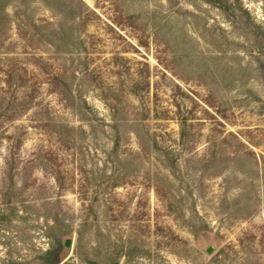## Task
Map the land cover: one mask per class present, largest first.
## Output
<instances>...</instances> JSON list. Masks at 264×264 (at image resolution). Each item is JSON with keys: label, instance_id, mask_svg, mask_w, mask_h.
Wrapping results in <instances>:
<instances>
[{"label": "rangeland", "instance_id": "374dc122", "mask_svg": "<svg viewBox=\"0 0 264 264\" xmlns=\"http://www.w3.org/2000/svg\"><path fill=\"white\" fill-rule=\"evenodd\" d=\"M59 245L264 264V0H0V264Z\"/></svg>", "mask_w": 264, "mask_h": 264}, {"label": "trees", "instance_id": "16d2710c", "mask_svg": "<svg viewBox=\"0 0 264 264\" xmlns=\"http://www.w3.org/2000/svg\"><path fill=\"white\" fill-rule=\"evenodd\" d=\"M63 250L62 253L58 254V252H60V250ZM59 250V251H58ZM54 252V250H50L48 253L50 255V260H51V264H59L63 258L65 257L66 253H67V249H64L61 245L58 246V248L55 250V254H54V257L51 256L52 253Z\"/></svg>", "mask_w": 264, "mask_h": 264}, {"label": "water", "instance_id": "95a60500", "mask_svg": "<svg viewBox=\"0 0 264 264\" xmlns=\"http://www.w3.org/2000/svg\"><path fill=\"white\" fill-rule=\"evenodd\" d=\"M65 247H70L71 245V239H66L65 243H64ZM208 252H211L212 251V247H209Z\"/></svg>", "mask_w": 264, "mask_h": 264}]
</instances>
